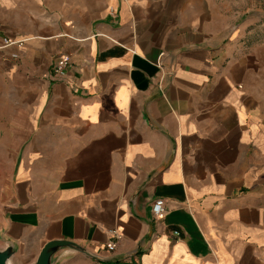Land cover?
I'll return each instance as SVG.
<instances>
[{
	"label": "crops",
	"instance_id": "0c3cea01",
	"mask_svg": "<svg viewBox=\"0 0 264 264\" xmlns=\"http://www.w3.org/2000/svg\"><path fill=\"white\" fill-rule=\"evenodd\" d=\"M238 6L0 0L11 264L59 239L88 253L62 249L56 264H264V71ZM59 56L69 65L53 80Z\"/></svg>",
	"mask_w": 264,
	"mask_h": 264
},
{
	"label": "rangeland",
	"instance_id": "374dc122",
	"mask_svg": "<svg viewBox=\"0 0 264 264\" xmlns=\"http://www.w3.org/2000/svg\"><path fill=\"white\" fill-rule=\"evenodd\" d=\"M238 13L242 15L244 45L258 48L261 70L264 71V0H236ZM253 43V44H252ZM246 45V46H247ZM264 79V76H263Z\"/></svg>",
	"mask_w": 264,
	"mask_h": 264
},
{
	"label": "water",
	"instance_id": "95a60500",
	"mask_svg": "<svg viewBox=\"0 0 264 264\" xmlns=\"http://www.w3.org/2000/svg\"><path fill=\"white\" fill-rule=\"evenodd\" d=\"M65 248L88 253L86 248L73 241L51 240L43 245L34 264H56L58 252ZM15 253L16 248L12 244H9L5 249H0V264H11L10 259Z\"/></svg>",
	"mask_w": 264,
	"mask_h": 264
},
{
	"label": "built area",
	"instance_id": "2783aa9c",
	"mask_svg": "<svg viewBox=\"0 0 264 264\" xmlns=\"http://www.w3.org/2000/svg\"><path fill=\"white\" fill-rule=\"evenodd\" d=\"M5 44L7 45H12V44H21V41H15L12 39H5L4 40ZM15 57L17 56L16 54L14 55ZM69 65V59L67 57L64 56H59L57 57V59L55 60L53 69L51 70V73H49V77L53 80H62L65 78L66 76V70L67 67ZM152 213L153 216L156 219H163L167 213V209H166V204H165V200L163 198H157L153 201L152 203ZM113 233V236L116 237V239L120 238V233L117 229L112 230L111 231ZM176 235H179L180 232L179 231H175L174 232ZM117 246V240L115 241H109V243H107L106 247L108 250L113 251Z\"/></svg>",
	"mask_w": 264,
	"mask_h": 264
}]
</instances>
